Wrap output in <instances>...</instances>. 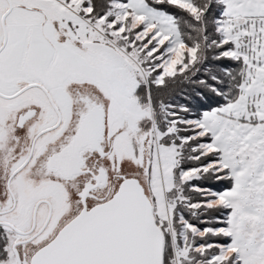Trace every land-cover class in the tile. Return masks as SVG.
Returning <instances> with one entry per match:
<instances>
[{
  "label": "snow or ice",
  "instance_id": "obj_1",
  "mask_svg": "<svg viewBox=\"0 0 264 264\" xmlns=\"http://www.w3.org/2000/svg\"><path fill=\"white\" fill-rule=\"evenodd\" d=\"M0 264H264V0H0Z\"/></svg>",
  "mask_w": 264,
  "mask_h": 264
}]
</instances>
